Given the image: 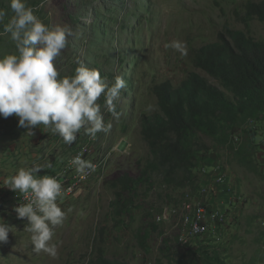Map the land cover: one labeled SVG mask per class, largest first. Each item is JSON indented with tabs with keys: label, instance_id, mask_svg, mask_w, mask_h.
Segmentation results:
<instances>
[{
	"label": "rangeland",
	"instance_id": "1",
	"mask_svg": "<svg viewBox=\"0 0 264 264\" xmlns=\"http://www.w3.org/2000/svg\"><path fill=\"white\" fill-rule=\"evenodd\" d=\"M259 1L26 0L45 24L66 26L73 33L54 62L61 77L74 75L80 62L98 70L109 85L116 76L123 77L126 88L116 102L118 118L106 111L103 96L97 101L111 128L94 140L82 129L72 144H65L42 125L32 129L35 134L30 137L28 129L18 126V117L0 116V219L13 227L8 242L0 244V264H95L99 249L107 259L128 264H205L204 252H216L225 264H264V116L255 121V135L250 136L253 164L260 174L241 167L231 152L238 147L233 140L239 146L246 142L243 131L236 139L232 134L224 141L201 139L212 150L194 170V183L205 179L207 188H215L213 202L206 206L208 210L215 206L223 216L220 222L216 217L208 222L209 235L195 245L178 246L168 220L154 219L164 207L180 206L190 187L167 186L159 173L136 179L125 192L111 184L123 174L138 178L150 159L140 123L159 112L155 86L169 82L178 88L192 74L217 85L194 64L203 46L231 43L235 36L264 44V21L246 11L249 2ZM0 8L7 12V23L12 15L8 0H0ZM172 41L181 42L184 52L165 49ZM15 53L10 36H0V57ZM245 129L249 134L247 125ZM84 147L92 152L87 161L100 164L97 175L81 196L59 205L65 218L50 241L57 245L56 256L35 252L31 234L24 230L26 219H18L13 211L20 196L4 181L34 164L44 166L38 175H50ZM218 177L223 182L218 183ZM116 193L125 206L118 216ZM152 225L158 229L152 230ZM140 233H146L142 244Z\"/></svg>",
	"mask_w": 264,
	"mask_h": 264
},
{
	"label": "clouds",
	"instance_id": "2",
	"mask_svg": "<svg viewBox=\"0 0 264 264\" xmlns=\"http://www.w3.org/2000/svg\"><path fill=\"white\" fill-rule=\"evenodd\" d=\"M8 7L12 15L7 23H4L7 12L0 8V25H3L0 36H10L16 53L0 57V116L18 117V126L28 129L26 133L30 137L35 134L32 129L42 125L58 135L65 144H72L82 129L90 140L96 139L100 132H109L111 123H105L101 105L97 101L103 96L106 111L113 118H118L116 102L121 97L122 89L126 88L124 78L116 76L114 82L109 85L98 70L90 69L80 62L74 75L61 77L54 62L67 47V38L73 35L71 29L66 26L50 27L45 24L34 14L35 9L27 6L26 0H8ZM164 47L183 53L185 46L179 41H172L165 43ZM236 133L230 136L231 139H236ZM233 142V146H238L235 147L237 150L240 143L234 140ZM85 150L87 149L84 147L74 152L63 166L50 175H38L44 166L34 164L18 169L4 181L5 187L26 201L15 206L13 211L18 219H26L24 230L31 234L33 251H43L53 257L56 256L57 245L50 244V241L54 235V228L62 225L65 218V213L59 205L81 196L91 178L97 175L95 171L100 165L87 161L91 158L92 152L88 150L84 152ZM79 152H83L82 157L77 156ZM69 164L84 177L89 171L91 174L82 183L77 195L61 198L62 185L52 175ZM154 173L159 172L150 173L148 176ZM217 180L218 183L223 182V178L218 177ZM210 189L211 187L207 188L206 180L202 179L197 190L193 192L190 189L189 192L183 193V202L180 206L164 207L154 216L157 223L168 220L174 242L178 246L195 245L209 235L210 220L216 217L220 222L222 212L215 210V206L209 210L206 206L207 203L213 202L211 195L215 188ZM196 191H199L200 195H197ZM207 197L210 199L207 200ZM199 208L205 211L200 221L206 230L198 235H188L193 222L197 219ZM12 228L0 219V244L8 242Z\"/></svg>",
	"mask_w": 264,
	"mask_h": 264
},
{
	"label": "trees",
	"instance_id": "3",
	"mask_svg": "<svg viewBox=\"0 0 264 264\" xmlns=\"http://www.w3.org/2000/svg\"><path fill=\"white\" fill-rule=\"evenodd\" d=\"M246 11L264 21V0L249 2ZM194 64L217 85L192 74L178 88L169 82L155 86L159 112L144 117L140 123L150 159L138 178L123 174L111 183L112 188L125 192L136 179L140 181L150 173L159 172L166 185L190 187L194 192L198 189L194 170L207 161L212 150L201 139L224 141L227 135L238 131L246 135V142L237 150L231 149L234 158L248 172L260 174L253 164L255 153L250 148V136L255 135V121L264 116V44L240 40L236 36L231 43H210L198 51ZM116 198L114 208L118 216L125 206L119 203L118 193ZM151 227L158 229L154 225ZM145 235L139 234L140 244ZM203 255L205 264H225L216 252ZM95 264L127 263L109 260L99 249Z\"/></svg>",
	"mask_w": 264,
	"mask_h": 264
},
{
	"label": "built area",
	"instance_id": "4",
	"mask_svg": "<svg viewBox=\"0 0 264 264\" xmlns=\"http://www.w3.org/2000/svg\"><path fill=\"white\" fill-rule=\"evenodd\" d=\"M87 150H85L84 152H86ZM77 156L82 157L83 156V152H79L77 154ZM76 156V157H77ZM91 174V171H89V173L87 174L86 177L78 174L75 170V168L73 169V166H67L66 168L62 169L60 172L52 175L53 177H55L58 182L62 185V189H63V194L61 198H66V197H71V196H75L77 195V192L79 191L82 183L87 179V177ZM197 195H200L199 191L195 192ZM60 199V198H58ZM58 201V200H57ZM25 199L20 196L19 199V204L25 203ZM197 219L193 222V227L191 230H189L188 235H198L201 234L203 232H205L206 227L202 226L201 224V217H204L205 215V211L203 208H199V211L197 213Z\"/></svg>",
	"mask_w": 264,
	"mask_h": 264
}]
</instances>
